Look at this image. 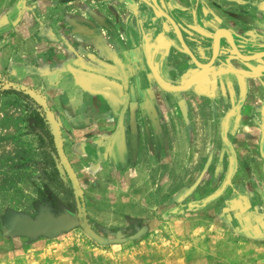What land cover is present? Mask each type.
<instances>
[{
	"label": "rangeland",
	"instance_id": "1",
	"mask_svg": "<svg viewBox=\"0 0 264 264\" xmlns=\"http://www.w3.org/2000/svg\"><path fill=\"white\" fill-rule=\"evenodd\" d=\"M155 1L202 64L221 29L238 53H264V0ZM11 3L24 10L0 27V264H264V98L247 100L259 76L264 84V58L245 62L221 39L216 68L167 99L168 116L157 110L142 123L147 137L123 160L91 144L115 123L86 117L104 102L81 101L73 88L100 85L68 63L111 65L101 51L129 61L130 48L149 68L147 55L164 42L186 58L169 83L182 85L199 69L172 25L154 0ZM93 23L102 33L77 41L74 30ZM127 23L137 29L126 32Z\"/></svg>",
	"mask_w": 264,
	"mask_h": 264
},
{
	"label": "crops",
	"instance_id": "2",
	"mask_svg": "<svg viewBox=\"0 0 264 264\" xmlns=\"http://www.w3.org/2000/svg\"><path fill=\"white\" fill-rule=\"evenodd\" d=\"M75 1L77 4L82 3V5L88 6L87 3L93 1H98L99 4H101L100 2L106 3L111 0ZM114 1L116 3L117 0ZM11 2L12 0H0V27L7 24V19L12 20L17 17L18 11L22 12L24 10V8H22L21 6L17 8L14 7L13 10H11ZM72 2L75 3L74 1ZM96 8L100 9L99 7ZM100 11L101 10H99V12ZM125 27L127 28L125 29L128 33H133V31L137 29L130 23H127V26ZM101 33L102 31L97 27V24L95 23L88 26H78V29L76 31L74 30V35L76 36V38L79 37L77 38V41H85L86 43L91 42V36L96 34L100 35ZM112 33H114V35H117L114 29ZM52 34H54L53 31ZM157 37L160 38L161 35L157 34ZM162 45H164V42L159 44L156 43L153 50L150 51L153 53L154 67L164 81L168 83H170L171 81H178L180 72L187 67V65H185L187 64L186 58L181 52H175V47H172L171 49L170 47L165 48ZM159 46H162L163 48H160ZM93 47L97 49L100 48L99 50H101V46L96 45V43L93 44ZM101 52L104 53V56L111 55V60H113L111 62V65H108L107 61H98V63H92L90 61L86 62L82 59H72L68 63L72 66L76 65L75 63H77V65L84 66L85 69L87 67L88 70L86 72L90 77V81H92V83L95 82L100 85V87L96 88L92 87V84L87 85L86 83L84 85L85 87L81 88L80 86H76L75 88H73V92L74 95H77L79 99H81V101L84 98V101L88 100L89 103H91L94 99H100L104 102L105 110L103 109L102 111H98L97 113H92L89 106L86 117H98L99 121H102V125L105 123H115V130L112 133H110L111 131L105 132L104 134L100 135V139L91 142V144L98 147L101 152L104 148L110 147L113 154H120L122 159L124 160L125 157L129 155V143H131V145L135 149L139 146L141 136L147 137L146 135H148V126L147 128H142L141 130V124L145 123L147 125L148 122L156 121L158 119L157 110L162 115L160 116V119L166 115L168 116L169 111L167 107H165V104H167V102L165 101L171 97L175 99L180 97V93H172L163 90L155 81V78L150 69L146 67L145 64H142L140 58L137 59V50L129 48L126 51H123L124 54L126 53L127 58L133 56V59L129 61H123L117 51L114 53L106 51ZM175 60L179 61L178 64ZM230 63L231 66L236 65L235 60L230 61ZM93 67L98 68V71ZM214 68L216 67L214 66ZM228 76H230L229 73L223 74L224 78H228ZM258 79L259 80L257 81H260L258 85L259 91L253 94L249 93L247 97V100L249 101H251L252 99H259L260 101L264 98V84L263 82H261L262 76H259ZM221 83L222 79H218L217 85H219L220 88H223V86L220 85ZM254 83L258 82H256V80L254 79ZM83 93L84 96H82ZM69 94L68 96L67 94H65L64 99L68 98V101H70L72 95ZM113 97L116 98V101L113 99ZM261 104H263V107L261 108L263 112L264 102ZM125 107H127L126 111L124 110ZM261 110H259L260 114ZM252 113L253 112H251L250 114ZM126 120L131 125L129 134H127L128 128H126V130L124 128ZM164 121L165 120H163V122ZM258 125L260 131H264V120H260V123ZM102 127L104 128V125ZM140 130L142 132V135L140 134Z\"/></svg>",
	"mask_w": 264,
	"mask_h": 264
},
{
	"label": "water",
	"instance_id": "3",
	"mask_svg": "<svg viewBox=\"0 0 264 264\" xmlns=\"http://www.w3.org/2000/svg\"><path fill=\"white\" fill-rule=\"evenodd\" d=\"M154 5L157 8L159 14L165 18L173 27V29L175 30L178 40L183 48V50L190 56V58L192 59V61L194 62V64L196 65V67L199 69L195 74H193L190 78H188V80L185 81L184 84L182 85H171L168 82L164 81L159 73L157 72L156 68L154 67V61H153V53L150 52L147 55V60H148V66L155 78V81L159 84V86L167 91V92H172V93H183V92H187L189 91L191 88L195 87V86H201L202 83L205 81L207 75H208V70L209 69H213L214 66L216 65V61L218 59L219 56V52H220V40L222 39V34L226 33L229 37V41L232 44V48L235 50L238 58H240L241 60L245 61V62H252V61H256L258 59L264 58V53H258L255 54L253 56H245L243 54H240L237 52L236 50V46L234 44V39L233 36L226 30H218L216 32V42L214 45V49H213V55H212V59L208 64H202L198 61V59L194 56V54L192 53V51L189 49V47L187 46L186 42L184 41L182 32L179 28V26L177 25V23L174 21V19L169 16L154 0ZM262 9L264 10V5L262 6ZM45 227V225H43ZM48 226V225H46ZM51 226V225H50ZM52 227V226H51ZM47 228V227H46Z\"/></svg>",
	"mask_w": 264,
	"mask_h": 264
},
{
	"label": "bare ground",
	"instance_id": "4",
	"mask_svg": "<svg viewBox=\"0 0 264 264\" xmlns=\"http://www.w3.org/2000/svg\"><path fill=\"white\" fill-rule=\"evenodd\" d=\"M221 38L224 39V40H229V38H228V36L226 35V33L222 34V37H221Z\"/></svg>",
	"mask_w": 264,
	"mask_h": 264
}]
</instances>
